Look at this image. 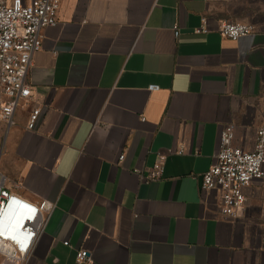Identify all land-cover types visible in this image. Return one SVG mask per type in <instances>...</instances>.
Segmentation results:
<instances>
[{
    "label": "crops",
    "instance_id": "obj_1",
    "mask_svg": "<svg viewBox=\"0 0 264 264\" xmlns=\"http://www.w3.org/2000/svg\"><path fill=\"white\" fill-rule=\"evenodd\" d=\"M255 1L61 0L27 75L30 99L9 128L0 118L7 187L55 201L26 264H84L80 248L90 264H262L264 179L245 188L236 219L200 189L222 127L250 150L262 124L264 23L236 40L217 30ZM204 16L210 30L196 32ZM159 152L163 176L145 182Z\"/></svg>",
    "mask_w": 264,
    "mask_h": 264
},
{
    "label": "built area",
    "instance_id": "obj_2",
    "mask_svg": "<svg viewBox=\"0 0 264 264\" xmlns=\"http://www.w3.org/2000/svg\"><path fill=\"white\" fill-rule=\"evenodd\" d=\"M61 0H0V91L5 97L0 103V118L9 128L17 108L30 99L32 87L27 75L34 54L42 47V30L56 25ZM174 33L180 32L175 26ZM256 29L244 21L220 20L217 30L224 37L238 39ZM196 32H207L208 18ZM150 90L159 86L151 84ZM42 113V107L33 106L27 128L34 130ZM235 126L226 124L219 136V147L214 162L202 174L200 189L215 190L219 196V211L230 218H238L245 208V188L255 180L264 179V123L256 129L253 148L246 150L234 145ZM184 146L178 148L183 153ZM125 154L119 156L124 159ZM167 154L159 152L153 167L142 175L145 182L160 179L164 172ZM7 176L0 171V255L1 264H26L28 254L38 235L44 230L55 208V201L34 202L10 190ZM24 222L23 225H20ZM69 244L68 240L64 241ZM76 261L90 264L88 250H76Z\"/></svg>",
    "mask_w": 264,
    "mask_h": 264
},
{
    "label": "rangeland",
    "instance_id": "obj_3",
    "mask_svg": "<svg viewBox=\"0 0 264 264\" xmlns=\"http://www.w3.org/2000/svg\"><path fill=\"white\" fill-rule=\"evenodd\" d=\"M239 16H234L233 18H229V20L236 21H246L251 23H264V0H256L254 5H251V7L238 10ZM261 108H262V116L263 120L262 123H264V87L262 91L261 96ZM264 235V234H263ZM262 264H264V257Z\"/></svg>",
    "mask_w": 264,
    "mask_h": 264
},
{
    "label": "clouds",
    "instance_id": "obj_4",
    "mask_svg": "<svg viewBox=\"0 0 264 264\" xmlns=\"http://www.w3.org/2000/svg\"><path fill=\"white\" fill-rule=\"evenodd\" d=\"M23 224H24V222H21V223H20V225H23Z\"/></svg>",
    "mask_w": 264,
    "mask_h": 264
}]
</instances>
